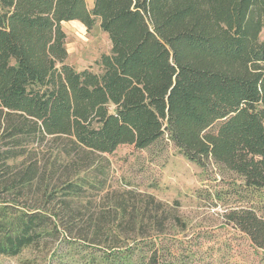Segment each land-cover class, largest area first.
Masks as SVG:
<instances>
[{
    "label": "trees",
    "instance_id": "1",
    "mask_svg": "<svg viewBox=\"0 0 264 264\" xmlns=\"http://www.w3.org/2000/svg\"><path fill=\"white\" fill-rule=\"evenodd\" d=\"M66 22L107 35L99 73L65 63ZM263 28L264 0H0V256L62 237L106 251L83 264L194 257L163 244L185 227L175 206L131 191L96 200L104 157L166 141L264 191ZM224 217L264 251L256 210Z\"/></svg>",
    "mask_w": 264,
    "mask_h": 264
},
{
    "label": "rangeland",
    "instance_id": "2",
    "mask_svg": "<svg viewBox=\"0 0 264 264\" xmlns=\"http://www.w3.org/2000/svg\"><path fill=\"white\" fill-rule=\"evenodd\" d=\"M86 5L90 9L91 1L86 0ZM61 29L65 34V63L76 71L99 73L97 62L109 54L111 45L98 24L87 29L79 22H66ZM259 39L264 40V28ZM55 148L56 144H47L42 150L45 158ZM104 158L107 185L95 195L96 200L107 204L112 193L131 191L152 196L167 207L175 206L185 227L183 231H166L163 244L180 257L190 251L194 257L184 259V264H264V251L254 247L224 217L230 209L251 207L264 218V191L239 189L234 175H220L214 167L202 170L166 141L146 150L120 146ZM174 240L180 245L173 246ZM104 251L59 237L38 249H26L17 257L0 256V264H83L89 256L99 257Z\"/></svg>",
    "mask_w": 264,
    "mask_h": 264
},
{
    "label": "crops",
    "instance_id": "3",
    "mask_svg": "<svg viewBox=\"0 0 264 264\" xmlns=\"http://www.w3.org/2000/svg\"><path fill=\"white\" fill-rule=\"evenodd\" d=\"M91 1V5H92V3H93V0H90Z\"/></svg>",
    "mask_w": 264,
    "mask_h": 264
}]
</instances>
